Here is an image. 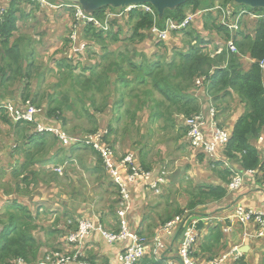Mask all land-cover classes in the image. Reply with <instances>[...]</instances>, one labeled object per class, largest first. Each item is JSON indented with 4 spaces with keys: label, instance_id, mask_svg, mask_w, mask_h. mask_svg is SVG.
Returning <instances> with one entry per match:
<instances>
[{
    "label": "trees",
    "instance_id": "1",
    "mask_svg": "<svg viewBox=\"0 0 264 264\" xmlns=\"http://www.w3.org/2000/svg\"><path fill=\"white\" fill-rule=\"evenodd\" d=\"M234 1L213 0L211 7H207V2L204 0H190L175 10H166L162 19L159 18L156 9L157 17L142 9H135L122 18L131 27V35L123 44L127 49L130 47L132 50L120 53L121 63L107 64L115 57L107 53L102 54V58L95 60L94 64H86L87 66L82 68L85 73L90 71V75L85 78L80 77V85L73 84L76 80L73 78L74 82H71L70 87L72 95H64L62 99L53 95L59 93L57 90L47 96L42 95L40 98L35 94L31 95L28 81L22 93L19 91V94L11 92L10 95H6L2 90L0 103L14 102L21 108H24L28 103L39 109H44V106H47V112L44 109V114H42L44 121L51 125H59L63 130L68 124L67 119L63 116L64 112L78 113L79 104H85L83 109L87 108V112L89 109H94L96 115L104 114L110 108L113 115L107 127L109 133L106 135L105 141L118 152L120 140H131L128 134L134 125L137 126L138 132L141 125V113L148 112V119L151 123H160L163 120L165 124L171 123L174 127L173 118L176 109L188 117L200 111V103L188 92L191 88L194 89L195 81L198 78L206 76L210 83L205 84V90L213 95L215 101L222 104L229 102L236 95L244 104V112L233 125L230 140L223 152L226 160L234 167L227 168L223 163H218L213 171L222 183L196 185L191 191L188 208L179 207L173 214L166 208L164 212L166 215L163 213L164 217H161L162 214L156 216L157 219L161 218L158 222V229L173 217L184 214L186 211L194 212L197 209L206 211L200 206L220 202L230 196L229 184L235 176L234 170L255 172L262 165L261 152L254 142L264 135V71L259 66L260 61L264 59V21L258 20L249 23V26L236 34L238 54H232L226 49V42L231 34L218 24V13H207L201 18L203 32L216 34L221 39L214 49L210 48L214 42L202 38L199 32L190 29L189 24L187 28L170 33L167 40H157L159 41L157 50L161 51L146 50L143 46H147L150 35H153V27L160 26L162 28L166 20L172 19L177 23H182L187 19V12L198 13L213 8L218 3L227 5ZM16 5L19 3H9L5 14L0 16V79L1 86L6 87L19 80H29L33 69V64L24 65L25 52L22 47V36L18 40L16 38L12 44L10 42L12 38H15L21 21L27 20V16H29H24V14L20 16V10ZM148 5L152 6L149 3ZM245 7L256 12L264 11L260 8ZM107 10L112 12L114 8H101L93 15L104 21L106 17L104 14ZM111 21V25L114 24L113 27H115L114 22L118 19L113 18ZM82 28L84 36L82 40L94 41V39H98L102 43L119 42V36L122 33V30L107 33L91 23H85ZM174 34L182 35L189 47L188 50H179L175 47L174 51H169L167 42ZM151 53H154L153 56ZM246 58L252 61L248 68L244 66ZM138 60L141 62L138 63ZM105 64L106 66H104ZM67 68L71 70L68 73L69 77H75L70 64L67 65ZM111 74L117 75L115 79H111ZM132 74H137V77L132 76L134 77L132 79L130 77ZM178 79L181 80L175 84L174 81ZM158 96L161 98H157ZM89 113L90 111L88 116ZM0 122L12 130L10 134L0 133V144L3 147V152L0 153V199L3 196L12 198L4 202V211L0 213V228L2 229L0 264H15L19 259L29 263L39 255L41 245L35 233L40 227L37 226L38 216H34L27 205L20 201L28 199L31 202H36L32 197L43 189L40 184L47 186L52 182L59 184V174L56 172L59 166H56V163L62 162L66 158L73 161L76 151L83 153V156H80L81 165L87 173H93L92 175L100 177L104 175L105 168L97 152L78 145L64 148L60 146L54 136L39 134L35 126L15 123L5 110H0ZM163 128H168V126L165 125ZM97 130L99 129L88 130L81 134H90ZM74 131L76 132L77 128ZM184 134L189 148L186 129ZM120 146L119 149L123 151L121 154L132 153L137 156L126 143ZM62 149L67 150L70 156H63L62 152L65 150ZM92 156L95 158L97 167L88 168V160L85 161V157L93 158ZM200 156H203L200 157L202 162L204 155L200 154ZM139 163L146 170L160 172L147 165L143 159L140 161L139 158ZM105 173L108 176V173ZM108 178L110 182L108 185L117 189L109 176ZM99 184L100 187L104 186L103 182L99 181ZM140 185L143 189H148L146 185ZM48 192L51 195L53 188L49 187ZM106 193L109 196L113 195L109 190ZM114 195L116 198L113 200L115 205L112 209L116 208L113 213L117 215L118 205L116 206V204H118L119 192H114ZM24 196L26 197L23 200H19ZM226 199L230 201V199ZM52 214L54 213L52 212ZM204 215H209V213ZM53 218H55L53 224L65 226L66 220L61 223L59 217L53 215ZM79 220L75 223L71 220L73 222L71 225L67 222L66 233L61 238L62 243L66 242L68 234L75 230ZM48 222L51 224V221ZM221 238L222 233L219 227H211L201 243L197 255L200 251L206 252V255L208 254L210 257L213 256L214 249L220 243ZM56 251L62 250L57 249ZM50 252H55V250ZM50 252H46L44 256ZM147 263L162 264L163 262H152L145 257L140 264Z\"/></svg>",
    "mask_w": 264,
    "mask_h": 264
},
{
    "label": "rangeland",
    "instance_id": "2",
    "mask_svg": "<svg viewBox=\"0 0 264 264\" xmlns=\"http://www.w3.org/2000/svg\"><path fill=\"white\" fill-rule=\"evenodd\" d=\"M22 1L23 4L19 6V8L24 11L27 8L28 0ZM204 1L207 2V7H211L213 0ZM19 2L20 0H18V3ZM8 3H10L9 0H1L0 6H7ZM33 7L35 8L34 12H29L27 20L21 21L15 38H12L10 41L12 44L16 38L18 40L19 37L22 36V47L25 52L24 65L28 66L33 64L31 78L29 80L16 81L13 84H9L8 87L1 86L0 79V97L2 95V90H4L6 95H10L11 92L19 94V91L22 93L25 90L28 81V86L31 89V95L35 94L38 98L42 95L47 96V94H51L56 90L59 92L53 94L56 98L62 99L63 96L67 94L71 96L72 93L70 91V87L71 82H74L73 78L76 79L73 84L80 85V77L85 78L90 75V71L85 73L82 69L84 66H87L86 64H94L95 60H98V58L101 59L102 54L105 53L115 57L111 61H108L107 64H110L111 62L121 63L119 59L120 53L132 50L130 47L127 49L126 45L123 44L131 35V27L128 25L127 21L122 20L123 17H116L118 21L114 22L115 27H113L114 24L111 25L112 21H108V24L105 25L104 28H100L107 33L111 31L120 32V30H122V33L119 36L120 41L102 43L98 39H94V41L82 40L84 38L82 33L84 23H80L77 19V10L75 8H56L40 6L39 4H34ZM209 9L212 8H208L207 10ZM119 11H125V7H120L118 9L114 8V11L112 12L107 10L104 14L106 16L105 20L108 17H115L113 14H118ZM205 11L198 13L187 12L186 16L187 18H191L189 23L190 29L199 32L202 38L208 39L210 42H214L210 47L211 49H214L221 39L216 36V34L203 32V22L201 21V17L205 15ZM243 26L245 28L249 26V23L244 22ZM157 28H160V26H157ZM100 29H98V31H101ZM152 34L154 36L150 35L147 46H143V48L154 52L161 51L160 49L157 50L159 41H157L158 39L156 34L153 32ZM167 47L169 51H174L175 47L179 50H188L189 48L181 34H174L167 42ZM138 48L142 49L141 47ZM151 54L153 56L154 53ZM137 62L140 63L141 61L138 60ZM69 64L73 68L72 72L75 77H69L68 75L71 71L67 68V65ZM104 66H106V64ZM244 66L248 68L249 63H244ZM136 75L137 74H132L130 77L134 79V77H137ZM115 76L117 75L111 74V79H115ZM179 80L181 79L175 80L174 83L177 84ZM201 90L202 89L194 87V89L191 88L188 92V94H192L194 98L198 100V103H200V111L194 115L203 113L205 110H211L213 107H215L218 111L217 114L219 121L220 115L221 117L223 116L224 120L240 115V108L244 104L240 102L236 95H234L229 102L220 104V102L214 100L212 94H209L208 92L200 93ZM157 98H161V96H158ZM206 105H208V109L204 108ZM83 106H85V104L78 105V113L73 111L64 112L63 116L68 122L66 129L64 130L69 135H76L98 128L100 131L107 132L108 135L109 132L107 127L109 126V121L113 115L110 108H108L104 114L99 115H96L94 109H89L90 113L88 116L89 111L87 112V108L83 109ZM44 109L47 112V106H44ZM44 109L41 108V115L44 114ZM37 110L40 111L39 108H37ZM92 112H94V114H92ZM141 114V125L139 126L138 132L136 130L137 126L134 125L128 134L130 135L131 140H120L119 148L121 147L120 145L126 143L128 148L139 156L138 160L139 158L140 161L143 159L151 168L157 169L160 172L164 171L162 176L165 178V183L164 186L160 188V193L154 194L152 192H147L146 197L147 202L150 203L149 211L154 214L156 213L155 216L162 214L161 217H164L166 208H168L172 214L179 207L188 208L187 205L190 201L191 191H193L194 187L201 183L210 184L211 178L216 176L212 168L213 165L210 161L205 160L204 158L201 162L200 157L203 156L193 154L190 145L188 148L187 140L184 138V130L186 129L184 125L185 118L188 116H185L183 112H179L178 109H176L174 112L173 119L175 124L173 127L171 123L165 124L163 120L160 123H151L148 119V112ZM229 123L231 124L232 122ZM165 125H167L168 128H163ZM75 128H77L76 132L74 131ZM11 132L12 130H10L8 126L3 125V123L0 122V133L10 134ZM73 132L74 134H72ZM89 149L94 151L91 148ZM118 151L123 153L120 149H118ZM2 152L3 147L0 144V153ZM90 159L95 161L93 158ZM105 172L106 171L104 170V175L96 177L93 180H90L89 177H83L82 181L85 188H80V186H78L75 190V198L80 202V204L90 206L88 208H93L96 213L104 208L103 203H105V196H103V192L105 190H109V192L113 194V197L114 192L118 193V190L115 189L114 186L112 187L107 185L110 182ZM209 173L211 174L210 176H208ZM99 181L103 182L105 185V187L102 188V192L94 191V188ZM212 184L214 185V183ZM114 205L115 204H113V202H110L109 208L112 210ZM204 214H206V211L197 209L194 211L193 215L202 218L205 216ZM86 218L90 219L88 217ZM54 220L55 219H50L49 221L54 222ZM41 225H47V221L45 220ZM37 226H39L38 223Z\"/></svg>",
    "mask_w": 264,
    "mask_h": 264
},
{
    "label": "built area",
    "instance_id": "3",
    "mask_svg": "<svg viewBox=\"0 0 264 264\" xmlns=\"http://www.w3.org/2000/svg\"><path fill=\"white\" fill-rule=\"evenodd\" d=\"M40 6L49 7H73L76 11L77 19L80 23H91L98 28H104L116 17H123L127 13L142 9L155 15V10L149 5H130L125 7V11H119L113 14L115 17H108L102 21L93 14L87 12L76 0H30ZM71 3V4H69ZM219 13L218 24L230 31L231 37L227 42V46L234 54H238L236 47L235 34L244 28V22L254 23L258 20L264 21V12H256L245 7L235 4L227 6H216L213 10ZM4 9L0 10L3 16ZM191 18H187L182 23H176L172 20L166 22L165 28L160 29L154 26L152 32L156 34L159 41H165L173 31H180L187 27ZM260 68L264 71V59L260 62ZM195 87L202 89L200 93H206L205 84L210 83L206 76L196 80ZM208 109V105L204 107ZM0 109H4L14 122H27L34 124L36 130L40 134L53 135L59 142L60 146L70 148L72 146L89 147L99 154L101 157L105 171L118 188L119 200L117 216L119 218V230L116 232H104L101 227H96L92 219L81 218L75 230L68 234L66 242L70 245H81L84 239L92 234L95 230L103 232V236L110 244H121L130 242L131 244L125 248L121 255V264H139L145 258L148 249V238L141 235L136 230L131 229L128 220V214L132 209V188L140 184L146 185L155 194L160 193V188L165 183L163 176H155L153 172L145 170L140 166L136 155L129 153L125 156L118 157L115 150L105 141L107 132L96 131L90 134L69 135L66 131L57 125L46 124L39 120L40 112L31 104H27L21 108L14 102L0 103ZM218 111L215 107L211 110H205L203 113L185 118L186 135L193 154H203L211 161H220L219 153L224 150L230 140V133L222 128L218 120ZM226 165H228L226 163ZM62 171V168L57 170ZM247 174H253L247 171ZM164 174V173H163ZM244 183L243 176L237 175L231 183L230 189L238 191ZM220 209V208H219ZM231 214L226 220L232 225L239 224L245 228L249 225L253 226L254 232L246 231L244 237L247 239H264V212L251 210L241 203H232L229 207ZM203 219L194 217L190 211L180 214L169 220L161 226L160 231L156 233L151 241L152 252L157 259L162 258V254L168 248V241L172 239L176 232H182V241L179 248L177 258H169L165 264H231L237 261L241 256V251L234 247L217 257L211 259H199L195 256V247L199 237V224ZM71 225L73 222L68 221ZM231 232V228L225 229ZM2 241V229L0 228V243ZM71 261H77L80 264H88L82 262L81 255L66 256L61 251L48 254L45 261L41 264H67ZM24 264V260L19 259L15 264Z\"/></svg>",
    "mask_w": 264,
    "mask_h": 264
},
{
    "label": "crops",
    "instance_id": "4",
    "mask_svg": "<svg viewBox=\"0 0 264 264\" xmlns=\"http://www.w3.org/2000/svg\"><path fill=\"white\" fill-rule=\"evenodd\" d=\"M9 1L10 3L15 2V4H17L18 2V0ZM22 4L23 1L20 0L19 5H16L20 10V16H22L23 14L24 16H27L29 15V12H34V4L28 1L27 8L24 11L19 8V6H21ZM8 5L3 7L0 6V8H7ZM72 13L74 14L73 11ZM243 112L244 106L242 105L240 108V115ZM240 115H236L225 120L223 116L221 117L220 115L219 124L222 128L231 133L233 125ZM229 122L232 123L230 124ZM255 142L256 143L254 144L259 148L261 152L262 165L260 169H258L255 173L244 175V186L241 190L232 193L233 195H231L230 193V196L226 197L232 202L228 201L225 198L220 202L209 203L204 206H200L204 210H206V214L209 213V215H205L204 217H202L203 220L200 224L199 237L195 252V256L199 259H211L227 251H230L234 247H237L239 250L246 248V252L243 253L237 261L232 262L231 264H264V239H247L244 237V233L246 231L251 233L254 232L253 226L249 225L247 228H245L239 224L232 225L230 221L226 220L227 216L231 214L232 210L229 212V207L233 202L241 203L246 208L251 210L264 212V135L262 136V138ZM62 153L63 156H70V153L67 150ZM118 153L121 154L119 151ZM80 156H83V153L76 151L74 158L72 159L73 161L66 158L62 162L56 163V166H64L66 164L63 171L64 173L59 174L58 179L60 180V183L55 184L54 182H52L49 186L40 184L43 189L39 191L38 194L32 197L35 198L36 202H31L28 199H26V201H20L23 202V204L27 205L34 216H38L37 222L40 227L35 233L41 245L39 255L32 262L24 264H41L45 261V258L48 255L47 254L46 256H44L46 252L54 250L56 252L57 249H61V252L64 255L70 257L74 256L75 254H79L81 255L82 262L84 261L88 264H121L120 257L125 248L128 247L131 243L123 242L121 244H110L103 236L102 232H116L119 230V219L117 215H114L113 213L116 208L112 210L109 208L110 202H113L116 196H109L106 193L107 190H105L103 192V196H105V203H103L104 208L97 213L93 210V208H88L90 206H87L86 204L81 205L80 202L75 198V190L77 189V187L80 186V188H85V185L82 181L83 177H89L90 180L98 177L97 175H92L93 173H87L85 169H83ZM90 158L91 157H85V161L88 160L87 167H97L95 161H92ZM65 160L67 161L65 162V164H63ZM240 172H242L241 169ZM210 175L211 174L209 173L208 176ZM212 183H214V185H217L222 182L218 179V177H213L211 178L210 184ZM49 187L53 188V193L51 195L48 192ZM104 187L105 185L103 187H100L99 182H97L94 191L102 192V188ZM147 192L151 191L143 189L141 185L134 186L132 188V209L128 214V220L131 229L136 230L138 233L148 238V249L145 257L152 262L162 261V264H165L167 259L177 258L182 241V232H176L172 239L168 241V248L162 254L161 259H157L154 256L152 252L151 241L154 235L160 231V229H158L159 219L156 218V213L154 214L149 211L150 203L146 200ZM25 197L26 196L19 198V200H23ZM11 199V197L5 196L0 199V213L4 211V202ZM117 205L118 204H116V206ZM41 212L45 213L42 214ZM52 212L54 214H52ZM53 215L59 217L61 219V223H64L66 220L65 226L67 225L68 220H72L75 223V221L81 218L88 217L92 219L96 227H101L102 231L95 230L92 234L88 235L84 239L81 245H70L67 242L62 243L61 238L66 233L65 226L62 227L59 224H53V222H51V224L50 222H48L45 226L41 225L45 220L49 221L50 219H55L53 218ZM216 226L219 227L222 233V238L218 246L214 249L215 253L210 257L208 254L206 255V252L202 253L199 251V255H197L198 250H200L199 247L204 238L207 236L209 229ZM227 228H231V232H226L225 229ZM51 253L54 252H50L49 254ZM67 264L80 263L77 261H71Z\"/></svg>",
    "mask_w": 264,
    "mask_h": 264
},
{
    "label": "water",
    "instance_id": "5",
    "mask_svg": "<svg viewBox=\"0 0 264 264\" xmlns=\"http://www.w3.org/2000/svg\"><path fill=\"white\" fill-rule=\"evenodd\" d=\"M190 0H76L87 12L94 13L105 7L118 9L135 4H151L158 12L159 18H163L166 10H175ZM238 5H245L255 9H264V0H235ZM242 253L246 248L240 249Z\"/></svg>",
    "mask_w": 264,
    "mask_h": 264
},
{
    "label": "clouds",
    "instance_id": "6",
    "mask_svg": "<svg viewBox=\"0 0 264 264\" xmlns=\"http://www.w3.org/2000/svg\"><path fill=\"white\" fill-rule=\"evenodd\" d=\"M30 3H32V4H35V3H33V2H31L30 0H28ZM232 4V3H231ZM233 4H235V5H237V6H241V7H245V5H238V4H236L235 3V1L233 2ZM135 5H148V4H135ZM218 5H220V4H217L216 6H218ZM228 5V4H227ZM227 5H221V6H227ZM150 6V5H149ZM215 6V7H216ZM127 7V6H126ZM153 7V6H152ZM215 7H213L212 9H209V10H206L205 12H204V14H207V13H217V12H215V10L214 11H211V10H213ZM154 8V7H153ZM246 8V7H245ZM1 9H4V11L6 12V9L5 8H0V10ZM247 9H249V8H247ZM154 10H155V8H154ZM144 11V10H143ZM253 11V10H252ZM146 12V11H145ZM262 12H264V11H262ZM149 13V12H148ZM5 14V13H4ZM152 14V13H151ZM219 14V13H218ZM154 15V14H153ZM1 16V15H0ZM154 16H156L157 17V15H156V13H155V15ZM203 17V16H202ZM201 17V18H202ZM219 17H220V15H219ZM169 20H172V19H169ZM169 20H166V22L167 21H169ZM173 21V20H172ZM166 22H165V24H164V26L162 27V28H160V29H163V28H165V25H166ZM175 22V21H174ZM184 22V21H183ZM177 23V22H176ZM189 24V23H188ZM187 24V25H188ZM221 26V25H220ZM222 27V26H221ZM187 28V27H186ZM226 29V28H225ZM242 30H244V28H242ZM229 31V30H228ZM174 32V31H173ZM230 32V31H229ZM239 32V31H238ZM237 32V33H238ZM172 33V32H171ZM236 33V34H237ZM231 34V33H230ZM236 34H235V39H236ZM231 37V36H230ZM158 39V38H157ZM230 39V38H229ZM229 41V40H228ZM227 41V42H228ZM227 42H226V44H227ZM226 47H227V49L230 51V49L228 48V46L226 45ZM230 53H232L231 51H230ZM239 53V52H238ZM232 54H234V53H232ZM246 62H248L249 63V66L251 65V63H252V61L250 60V59H247L246 58V60H245V63ZM261 62V61H260ZM259 65H260V63H259ZM262 70V69H261ZM17 104V103H16ZM0 110H4V109H0ZM40 111H41V109H40ZM41 113V112H40ZM39 120H41V121H44V118L42 117V115L40 114V116H39ZM45 122V121H44ZM15 123H17V124H19V123H24V124H30V123H27V122H15ZM46 124H48L47 122H45ZM30 125H33V126H35L34 124H30ZM61 127V126H60ZM35 128H36V126H35ZM63 130V129H62ZM65 131V130H64ZM230 133V132H229ZM40 134V133H39ZM50 135V134H49ZM51 136H53V135H51ZM230 136H231V134H230ZM116 152V151H115ZM223 152H224V150H222L220 153H219V155H220V158H221V160L220 161H216V162H214V161H211V160H209L205 155H204V158H205V160H209L210 161V163L213 165L212 166V168H215V167H217V165H218V163H223L224 164V166L225 167H227V168H233L234 166L228 161V160H226V158H225V156H224V154H223ZM116 155L118 156V157H121V156H125V155H121V154H119L118 152H116ZM195 155H200V153L199 154H195ZM137 158H138V156H137ZM139 161V160H138ZM226 163L228 164V165H226ZM140 164V163H139ZM66 166V164L64 165V166H59L57 169H56V172L58 173V174H61L63 171H64V167ZM140 166L141 167H143L141 164H140ZM59 168H62V171L61 172H58L57 170L59 169ZM105 168V167H104ZM144 168V167H143ZM145 169V168H144ZM146 170V169H145ZM148 171H151V172H153L154 173V175L157 177V176H162L163 175V173H164V171H161V172H154L153 170H148ZM234 172H235V176H234V178H233V180H232V182L235 180V178L237 177V175H241V176H243V180H244V175L245 174H247L246 172L247 171H242V172H240V170H234ZM253 172V171H252ZM256 172V171H255ZM255 172H253V173H255ZM231 182V183H232ZM231 183L229 184V189H230V185H231ZM116 186V185H115ZM162 186H164V185H162ZM161 186V187H162ZM244 186V183H243V185H242V187ZM242 187L239 189V190H241L242 189ZM117 190H118V188H117ZM147 190H150L149 188L147 189ZM238 190V191H239ZM152 191V190H151ZM153 192V191H152ZM234 192H236V191H232L231 189H230V193L232 194V193H234ZM154 193V192H153ZM155 194V193H154ZM119 200V199H118ZM196 211V210H195ZM192 213V212H191ZM192 214H194V212L192 213ZM194 217H197V218H200V219H202L201 217H199V216H195V215H193ZM118 217V216H117ZM174 218V217H173ZM119 219V218H118ZM202 222V221H201ZM201 222H200V224H201ZM200 224H199V229H200ZM197 244V243H196ZM181 245V244H180ZM195 252H196V247H195ZM242 253V252H241ZM243 254V253H242ZM143 260V259H142ZM141 263V262H140ZM139 263V264H140Z\"/></svg>",
    "mask_w": 264,
    "mask_h": 264
}]
</instances>
